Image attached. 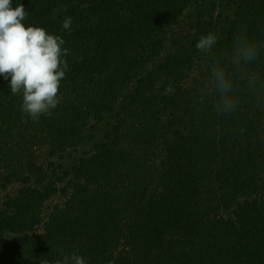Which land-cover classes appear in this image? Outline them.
<instances>
[{
    "label": "trees",
    "instance_id": "1",
    "mask_svg": "<svg viewBox=\"0 0 264 264\" xmlns=\"http://www.w3.org/2000/svg\"><path fill=\"white\" fill-rule=\"evenodd\" d=\"M19 3L70 54L37 121L0 76V264H264V107L234 80L217 115L192 72L210 31L216 54L242 28L264 41V0Z\"/></svg>",
    "mask_w": 264,
    "mask_h": 264
},
{
    "label": "clouds",
    "instance_id": "2",
    "mask_svg": "<svg viewBox=\"0 0 264 264\" xmlns=\"http://www.w3.org/2000/svg\"><path fill=\"white\" fill-rule=\"evenodd\" d=\"M28 13L22 3L12 7V0H0V76L8 81L12 94H22L20 111L33 121L41 115L51 116L60 100L58 90L68 71L65 56L70 49L65 40L45 29L25 26ZM72 18L65 17L62 27L71 31ZM219 36L215 32L201 35L195 47L202 54L194 75L204 73L207 79L196 97L203 103L213 96L212 107L217 115H230L240 104L235 81H242L244 91L264 107V76L257 70L264 63V41L249 36L246 29L234 34L230 52L216 54L213 49ZM42 264H49L44 260ZM54 264H86L84 258L72 251Z\"/></svg>",
    "mask_w": 264,
    "mask_h": 264
},
{
    "label": "rangeland",
    "instance_id": "3",
    "mask_svg": "<svg viewBox=\"0 0 264 264\" xmlns=\"http://www.w3.org/2000/svg\"><path fill=\"white\" fill-rule=\"evenodd\" d=\"M194 13V5L190 6L189 8H187L185 10V12L183 13V15L181 16L180 20H181V25H186V22L191 18V16H193ZM40 156L42 157L43 154L40 151L39 152ZM41 159V158H40ZM56 200H59L58 197H54L52 200H50L46 206L49 207L50 205L53 204V202H55Z\"/></svg>",
    "mask_w": 264,
    "mask_h": 264
}]
</instances>
